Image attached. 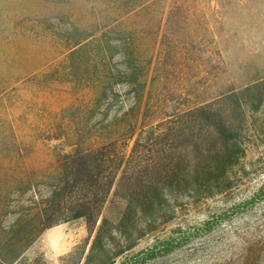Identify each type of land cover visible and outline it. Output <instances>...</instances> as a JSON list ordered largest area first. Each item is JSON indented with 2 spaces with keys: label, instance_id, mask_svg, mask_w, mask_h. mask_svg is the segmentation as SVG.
<instances>
[{
  "label": "rangeland",
  "instance_id": "rangeland-1",
  "mask_svg": "<svg viewBox=\"0 0 264 264\" xmlns=\"http://www.w3.org/2000/svg\"><path fill=\"white\" fill-rule=\"evenodd\" d=\"M111 143L95 231L13 249L69 157ZM0 256L264 264V0H0Z\"/></svg>",
  "mask_w": 264,
  "mask_h": 264
},
{
  "label": "trees",
  "instance_id": "trees-1",
  "mask_svg": "<svg viewBox=\"0 0 264 264\" xmlns=\"http://www.w3.org/2000/svg\"><path fill=\"white\" fill-rule=\"evenodd\" d=\"M223 129L225 132L229 131L226 126H223ZM113 146L114 143H111L100 148H91L76 156L69 157L68 160H70L69 163L71 164L70 167H67L69 168L68 175L64 176L63 179V191L58 189V191L54 192V196L59 201L54 197L53 201L43 202V206L38 209L37 214L27 215L22 225L25 226L24 234L21 236L17 232L19 234L15 238L13 249L24 240L31 244L43 230L64 221V219H67L66 221L84 220L90 229L93 227V231H95L110 194L116 186L118 176H125L126 172L124 171L126 155L119 156V164L117 166L111 168L109 165L112 162V154L109 151ZM113 153H116V151ZM55 189L57 190V187ZM68 190L73 192L68 193ZM30 201L33 202L32 200ZM69 204L73 208L68 206ZM104 223L105 221L102 222L99 228L90 253L94 251ZM15 252L13 251L12 253L16 255ZM19 256L14 257L11 261L5 260V258L0 256V264H14Z\"/></svg>",
  "mask_w": 264,
  "mask_h": 264
}]
</instances>
